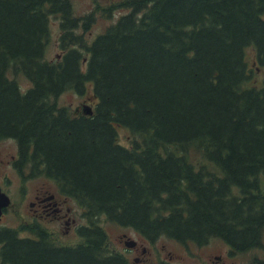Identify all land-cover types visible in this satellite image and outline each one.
I'll return each mask as SVG.
<instances>
[{
  "label": "trees",
  "instance_id": "obj_1",
  "mask_svg": "<svg viewBox=\"0 0 264 264\" xmlns=\"http://www.w3.org/2000/svg\"><path fill=\"white\" fill-rule=\"evenodd\" d=\"M123 2L129 11L88 41L93 13L76 15L71 0H0V141L14 138L18 170L56 180L90 221L63 250L11 235L14 264H130L108 249L102 217L150 240L262 243L264 0ZM52 15L56 60L45 56ZM88 85L92 113L59 103ZM123 126L130 144L118 139Z\"/></svg>",
  "mask_w": 264,
  "mask_h": 264
},
{
  "label": "rangeland",
  "instance_id": "obj_2",
  "mask_svg": "<svg viewBox=\"0 0 264 264\" xmlns=\"http://www.w3.org/2000/svg\"><path fill=\"white\" fill-rule=\"evenodd\" d=\"M76 15L85 16L93 13L92 24L89 29L84 32L88 41L93 40L99 33L104 32L111 24L116 22L118 18L129 8L123 0H71ZM91 17V16H90ZM59 15L50 17V35L45 50V56L49 60H56L61 57L63 47L61 45V25ZM83 27L79 26L76 31L82 32ZM246 54L250 64L256 59V50L249 46ZM10 75L13 72L10 70ZM19 84L26 88L31 85L30 81L22 74H15ZM260 70L257 71V77L250 80V84H256L261 79ZM85 94L80 95L73 90H66L59 95L58 101L61 105L68 106L74 112L84 111L85 105L94 107L97 97L94 95L92 86L88 85ZM81 110H77V107ZM118 139L124 144H130L132 135L127 127L118 128ZM18 153L17 141L14 138H5L0 141V184L4 185V190L11 195L12 203L8 208V214L3 219L4 222L11 225L21 226L28 220V204H24V199L34 195L38 188L42 187L50 191L59 190L56 180L45 175L29 177L30 174L25 169V173H21L17 166L14 165ZM196 160L202 165L211 167L207 161L197 158ZM14 160V161H13ZM214 169L213 167H211ZM32 178V179H30ZM8 179L9 181H5ZM264 188V178L262 179ZM67 205H71L70 215L76 219L79 225H89V217L79 206L74 198L69 199ZM106 230L108 235L107 247L109 250L120 251L124 253L130 260V264H264V236L259 246L252 248L232 251L231 246L219 236H210L204 242L194 240L180 241L175 238L162 235L155 240L145 238L139 231L131 226H124L102 217L99 222ZM71 227L70 231L61 233L60 243L75 244L83 241V236L78 234ZM134 239L136 244L147 246V257L143 261L135 260L139 248L128 246L126 241ZM135 247V246H134ZM220 256V257H218Z\"/></svg>",
  "mask_w": 264,
  "mask_h": 264
},
{
  "label": "flooded vegetation",
  "instance_id": "obj_3",
  "mask_svg": "<svg viewBox=\"0 0 264 264\" xmlns=\"http://www.w3.org/2000/svg\"><path fill=\"white\" fill-rule=\"evenodd\" d=\"M76 109L81 110V107L79 106ZM17 156L18 153L13 157ZM36 176L41 175H30L29 177L34 178ZM5 181L8 182L9 180L5 179ZM0 190L10 198V203L2 207L0 213V264H14L8 256L11 235H14L15 239L19 241L41 245L49 250H63L69 245L59 242L61 240L60 234L70 231L72 226H74L73 230H76L80 235L79 229L82 224L76 223V219L70 215L72 206L67 205L69 198L59 190L50 191L40 187L38 191L34 192V195L31 193V196L24 199V204H28V220L25 225L21 223V226L11 225L3 221L8 214V208L13 198L4 190L2 183L0 184ZM139 245L138 243L131 249L139 248ZM139 249L135 260L141 262L147 257L148 248L144 245Z\"/></svg>",
  "mask_w": 264,
  "mask_h": 264
},
{
  "label": "water",
  "instance_id": "obj_4",
  "mask_svg": "<svg viewBox=\"0 0 264 264\" xmlns=\"http://www.w3.org/2000/svg\"><path fill=\"white\" fill-rule=\"evenodd\" d=\"M92 111H93L92 106H90V105L84 106V112L85 113H92ZM9 203H10L9 196L5 192H2L0 190V213H1L2 207L8 205ZM126 243L128 246H133L134 244H136V241L134 239H129L126 241Z\"/></svg>",
  "mask_w": 264,
  "mask_h": 264
}]
</instances>
